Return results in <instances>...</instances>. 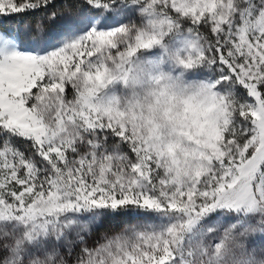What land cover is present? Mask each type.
Here are the masks:
<instances>
[{"label": "snow or ice", "instance_id": "obj_1", "mask_svg": "<svg viewBox=\"0 0 264 264\" xmlns=\"http://www.w3.org/2000/svg\"><path fill=\"white\" fill-rule=\"evenodd\" d=\"M0 264H264V0H0Z\"/></svg>", "mask_w": 264, "mask_h": 264}, {"label": "rangeland", "instance_id": "obj_2", "mask_svg": "<svg viewBox=\"0 0 264 264\" xmlns=\"http://www.w3.org/2000/svg\"><path fill=\"white\" fill-rule=\"evenodd\" d=\"M58 3H63V0H58ZM146 221L142 219H137L130 217L126 221L123 222H112V221H106L101 228V231H107V232H113V231H120L125 224L131 225V224H141L145 223Z\"/></svg>", "mask_w": 264, "mask_h": 264}, {"label": "trees", "instance_id": "obj_3", "mask_svg": "<svg viewBox=\"0 0 264 264\" xmlns=\"http://www.w3.org/2000/svg\"><path fill=\"white\" fill-rule=\"evenodd\" d=\"M58 1V0H57Z\"/></svg>", "mask_w": 264, "mask_h": 264}]
</instances>
